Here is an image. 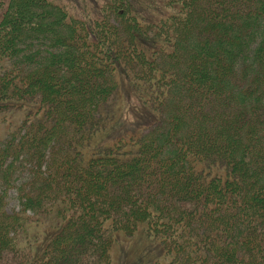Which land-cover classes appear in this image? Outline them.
<instances>
[{
  "label": "trees",
  "instance_id": "16d2710c",
  "mask_svg": "<svg viewBox=\"0 0 264 264\" xmlns=\"http://www.w3.org/2000/svg\"><path fill=\"white\" fill-rule=\"evenodd\" d=\"M78 12L0 0V264H264V0Z\"/></svg>",
  "mask_w": 264,
  "mask_h": 264
},
{
  "label": "rangeland",
  "instance_id": "374dc122",
  "mask_svg": "<svg viewBox=\"0 0 264 264\" xmlns=\"http://www.w3.org/2000/svg\"><path fill=\"white\" fill-rule=\"evenodd\" d=\"M71 4L74 7L76 13L81 11L83 7L90 8L91 10H95L98 8L99 4L102 0H64ZM237 71V69H236ZM238 79V83H242L244 80L242 79L241 72L239 70V74L236 75ZM245 84V83H244ZM120 95V96H119ZM119 99L116 102L115 108L117 112V116H120L121 120L126 124L127 122L133 121V123L143 122L149 123L154 122V118L156 117L154 113L148 109L147 106L142 108L141 104H134L131 100V91L126 87V83L123 82V90L120 93ZM166 120L164 119L162 126H166ZM154 123H150L152 126ZM30 170L27 169L25 165L16 166L13 174L10 178V188L7 191V196L5 200V210L7 213L16 212L20 209V199L18 187L24 180H27L30 176ZM117 245H121V248H124V253L122 256L118 258L119 264H146L144 259L133 251V244L126 242V240H118ZM116 245V246H117ZM114 252V250H113ZM116 260V258H115Z\"/></svg>",
  "mask_w": 264,
  "mask_h": 264
}]
</instances>
